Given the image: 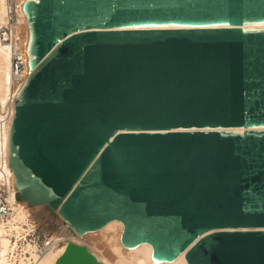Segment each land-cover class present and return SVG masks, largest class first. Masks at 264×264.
Wrapping results in <instances>:
<instances>
[{"label": "water", "instance_id": "95a60500", "mask_svg": "<svg viewBox=\"0 0 264 264\" xmlns=\"http://www.w3.org/2000/svg\"><path fill=\"white\" fill-rule=\"evenodd\" d=\"M15 197L155 261L264 264V0H23ZM241 127L235 130L234 127ZM53 264H105L67 239Z\"/></svg>", "mask_w": 264, "mask_h": 264}, {"label": "bare ground", "instance_id": "6f19581e", "mask_svg": "<svg viewBox=\"0 0 264 264\" xmlns=\"http://www.w3.org/2000/svg\"><path fill=\"white\" fill-rule=\"evenodd\" d=\"M5 6L6 0H0V22L4 20ZM22 14L23 17L20 19V23L17 29L18 40H16L15 46L21 53V57L23 58L25 65L22 70L24 78L17 85V87H12L13 69L11 67V53L9 47L0 43V118L5 115V111L11 109V115L7 118L3 128L0 127V135L4 138V165L5 170L9 176V180L12 184L13 196L11 213L6 219L3 218L0 220V264H53L56 257L63 251L67 241V239L62 236H57V239H60L61 242L55 243V245L53 244L50 247L42 250L39 249L36 242L28 240L23 245V251L21 253L13 255L10 258V251L13 249V243L10 240L11 234L13 232L15 233L17 231L24 230V224L27 225V228L34 225L33 223H31L29 218V207L24 201L18 200L15 197V193H13L14 191L16 192L17 187L15 184V175L13 169L8 163L9 126L11 117L13 116L12 113L14 114V98L15 96H17L21 84L30 71L27 64V44L29 39V31L25 13L22 12ZM244 27H264V22L245 23ZM234 129L241 130V127L235 126ZM63 222L68 226L66 221ZM121 230V221L113 219L97 230H90L85 232L84 234H76L77 237H71L70 239H74L79 242L85 241V243L87 244L88 238H91L94 240V246L102 250H109L116 255H120V249H123L127 253V255L135 256V259L134 257L133 259L136 261H140L142 264H185L186 259L184 251L171 261H155L151 258V246L148 243L143 242L135 247H124L120 242ZM97 242L98 244L100 243L103 245H98ZM90 247L92 248V246ZM96 255L99 259L104 261L105 264H134L135 262L133 260H130L129 262L126 261L127 263H121L118 260L115 261L106 254Z\"/></svg>", "mask_w": 264, "mask_h": 264}, {"label": "built area", "instance_id": "2783aa9c", "mask_svg": "<svg viewBox=\"0 0 264 264\" xmlns=\"http://www.w3.org/2000/svg\"><path fill=\"white\" fill-rule=\"evenodd\" d=\"M21 0H6L4 20L0 22V43L7 45L11 53V67L13 69L12 87L17 85L24 78L22 70L25 62L21 57V53L15 46L16 40H18V25L20 19L23 17ZM2 118H0V127L3 128L7 118L11 115V109L5 111ZM13 115V113H12ZM13 117V116H12ZM11 117V120H12ZM10 120V122H11ZM4 138L0 135V220L7 218L12 211V184L9 180L8 173L5 170V153L3 151ZM15 193V191L13 192ZM24 224L25 229L22 231L13 232L10 236V240L13 243V249L10 251V258L23 251V245L25 242L33 241L36 242L39 249H46L55 243H59L60 239L57 236H48L38 243L35 240L34 225L27 228ZM27 228V229H26ZM25 253V252H24Z\"/></svg>", "mask_w": 264, "mask_h": 264}, {"label": "rangeland", "instance_id": "374dc122", "mask_svg": "<svg viewBox=\"0 0 264 264\" xmlns=\"http://www.w3.org/2000/svg\"><path fill=\"white\" fill-rule=\"evenodd\" d=\"M28 207H29V213L31 215V216L29 215L30 221L31 223L34 224V227H35V231H34L35 240L38 243H41L44 238L51 236V235L52 236H62L66 239L71 238V237H77L76 234L72 233L69 230L68 226L63 222L62 219L57 218L55 220H52L50 217L45 215L41 205H36L32 207L28 206ZM81 242H85V241H81ZM93 242H94L93 239L88 238L87 245H89V247L92 246V248L90 247V249L95 254L109 255L112 259H114L115 261L118 260L121 263H125L126 261L129 262L130 260H133L135 261L134 264H142L140 261L134 260L135 256L127 255V253L123 249H120V255H116L110 252L109 250H102V249L97 248L96 246H94ZM98 245L102 246L103 244L99 243Z\"/></svg>", "mask_w": 264, "mask_h": 264}]
</instances>
